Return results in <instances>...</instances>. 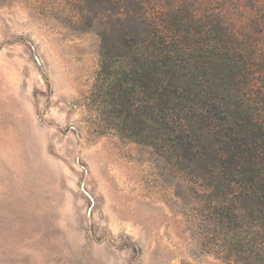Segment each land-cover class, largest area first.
<instances>
[{
  "label": "rangeland",
  "instance_id": "1",
  "mask_svg": "<svg viewBox=\"0 0 264 264\" xmlns=\"http://www.w3.org/2000/svg\"><path fill=\"white\" fill-rule=\"evenodd\" d=\"M146 37L129 0H0V264H246L210 219L222 186L190 130L175 150L142 95L115 104L103 84L101 52Z\"/></svg>",
  "mask_w": 264,
  "mask_h": 264
},
{
  "label": "trees",
  "instance_id": "2",
  "mask_svg": "<svg viewBox=\"0 0 264 264\" xmlns=\"http://www.w3.org/2000/svg\"><path fill=\"white\" fill-rule=\"evenodd\" d=\"M129 2L147 37L135 51L101 52L103 84L115 104L130 91L142 95L137 114L163 131L161 142L185 151V138L192 155L208 154L211 187L222 186L210 194V219L246 264H264V0H224L231 10L210 9L206 20L186 0ZM233 220L252 226L242 231Z\"/></svg>",
  "mask_w": 264,
  "mask_h": 264
}]
</instances>
